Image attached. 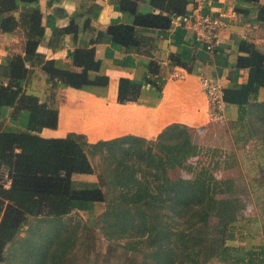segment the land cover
Masks as SVG:
<instances>
[{
  "label": "trees",
  "instance_id": "1",
  "mask_svg": "<svg viewBox=\"0 0 264 264\" xmlns=\"http://www.w3.org/2000/svg\"><path fill=\"white\" fill-rule=\"evenodd\" d=\"M149 1L157 11L140 12L136 0H120V7L134 18L131 23H111L105 32L122 47H133L139 41L137 27H169L172 15L185 12L190 0ZM247 1L259 4L258 16L263 19L264 2ZM36 2L0 0L1 30L17 29L24 35L23 53L8 59L9 79L0 84V107L10 106L14 117L20 109L28 111L24 127L0 117V264H97L100 254L105 260L113 257L115 264H264L260 250L242 241L248 231L235 225L243 207L235 178L224 182L210 176L203 165L193 176H169V168L193 169L188 159L199 147L188 125L171 122L151 140L122 135L88 142L82 133L39 134L42 127L57 124V109L50 99L59 84L106 85L108 75L98 72L100 60L93 46L73 49L71 62L79 70L39 53L44 26ZM73 26L70 22L57 27L53 36L70 32ZM238 48L234 67L246 68L247 75L239 85L224 87V100L239 109L238 116L227 122L236 128V140L255 136L264 152V99H257L258 88L264 86V51L247 39H240ZM169 58L171 64L191 69L188 60L174 54ZM26 62L40 64L46 73L45 99L25 91L23 80L31 72ZM147 68L148 74H162L156 60ZM145 82L160 90L163 79L148 75ZM140 89L141 83L121 76L117 98L136 100ZM95 156L103 161L102 170L112 174L108 193L100 185L101 177L98 182L72 177L93 172ZM255 181L262 196L264 177L262 183L261 178L250 181L252 186ZM98 204L101 210L94 213ZM75 207H88L91 219L74 214ZM257 216L264 237V195ZM98 234L107 240L103 254L96 243ZM236 239L237 244L229 245Z\"/></svg>",
  "mask_w": 264,
  "mask_h": 264
},
{
  "label": "crops",
  "instance_id": "2",
  "mask_svg": "<svg viewBox=\"0 0 264 264\" xmlns=\"http://www.w3.org/2000/svg\"><path fill=\"white\" fill-rule=\"evenodd\" d=\"M119 1L37 0L35 3L41 11L44 26L37 50L44 58H53L60 65L79 70L80 67L71 62L73 49L93 46L95 57L100 60L98 72L108 75L106 85L74 87L59 84L50 99L57 109V124L55 127H42L39 134L50 137L82 133L88 142L122 135L151 140L167 124L180 122L191 127L192 141L197 143L195 135L215 120L210 114L201 77L218 76L224 87L239 85L247 75L246 68L234 67L240 53V39L252 41L264 51V18L258 16L259 4L247 0H209L207 10L227 19V25L219 30L214 50L209 51L195 40L191 30L172 23L167 28L139 26L136 28L138 44L122 47L105 32L111 23H131L134 18L130 10L120 7ZM191 4L192 0L187 3V8ZM136 10L148 12L157 11V8L149 0H136ZM1 20L0 14V23ZM70 22L74 23L72 31L53 36L54 29ZM23 43L21 30L2 31L0 28V84L8 82V59L13 53H23ZM171 54L188 60L191 69L171 64ZM150 60L160 63L162 74H148ZM26 63L31 72L23 80L25 91L45 99L49 93L46 73L40 64ZM148 75L152 79H163L160 90L145 82ZM121 76L141 83L136 100H118ZM257 99H264V86L258 88ZM12 112L10 106L0 107V117L7 123L24 127L28 111L20 109L15 117ZM221 112L220 119L236 118L238 105L225 101ZM91 162L94 166L92 158ZM102 167L97 169L94 166L93 172L74 173L72 177L76 181L98 182L102 177ZM100 185L104 189L102 181ZM244 243L247 247L254 245L264 255V237L259 222L254 221L252 234H248Z\"/></svg>",
  "mask_w": 264,
  "mask_h": 264
},
{
  "label": "rangeland",
  "instance_id": "3",
  "mask_svg": "<svg viewBox=\"0 0 264 264\" xmlns=\"http://www.w3.org/2000/svg\"><path fill=\"white\" fill-rule=\"evenodd\" d=\"M235 131L236 128L230 127L227 120L215 119L213 122H210L208 126L195 135L199 150L188 159V163L193 166V169L176 166L169 168L168 174L172 178L177 176H193L196 170L203 165L208 169L210 176L225 180L224 182L229 178H235L243 203L240 217L235 221V225L240 227V229H244L243 231H248L250 236L254 223L253 219H255V221L258 220L257 212L260 207L261 198L264 195V193L262 196L259 194L260 189L257 188L259 183L255 181L252 186L250 181L257 178L260 180L261 178L260 182H263L264 152L261 150L262 146L260 141L255 136H249L248 138L240 137L236 140L237 135ZM92 161L97 169H100L104 164L100 156L92 158ZM101 175L102 183H104V190L108 193L114 183L112 174L107 171H102ZM6 181L7 180L4 178L5 183ZM113 202L114 201L111 199V206ZM100 205L98 204L97 207H94V213L101 210ZM75 208L77 210L73 212L74 214H78L86 220L91 219V217L88 216V207ZM23 233L24 232H22V234ZM97 236L96 243L98 249L103 254L106 250L107 240L99 234ZM245 239L241 240L245 241ZM228 243L232 246L237 244L238 240L229 241ZM112 260L113 257L107 260H105V257L102 259V255L100 254L97 264H108V262ZM110 264H115V260H113L112 263L110 262Z\"/></svg>",
  "mask_w": 264,
  "mask_h": 264
},
{
  "label": "built area",
  "instance_id": "4",
  "mask_svg": "<svg viewBox=\"0 0 264 264\" xmlns=\"http://www.w3.org/2000/svg\"><path fill=\"white\" fill-rule=\"evenodd\" d=\"M208 3L209 0H192V4L185 12L172 15L171 23L191 30L197 42L206 50L213 51L218 42L219 30L227 25V19L221 14L216 15L209 12ZM201 84L212 118H222L221 111L225 100L221 78L205 75L201 77ZM5 179L7 180L5 185H8L9 179L7 177Z\"/></svg>",
  "mask_w": 264,
  "mask_h": 264
}]
</instances>
